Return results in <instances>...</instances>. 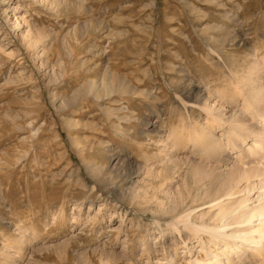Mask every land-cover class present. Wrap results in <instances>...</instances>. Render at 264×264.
Masks as SVG:
<instances>
[{
    "label": "rangeland",
    "instance_id": "rangeland-1",
    "mask_svg": "<svg viewBox=\"0 0 264 264\" xmlns=\"http://www.w3.org/2000/svg\"><path fill=\"white\" fill-rule=\"evenodd\" d=\"M245 84L264 89V0H0V264L221 254L204 224L249 195L206 199L220 161L188 139L203 128L221 139L225 118L264 132ZM246 148L224 152L235 173L264 164V148L252 159ZM255 250L222 262L264 264Z\"/></svg>",
    "mask_w": 264,
    "mask_h": 264
},
{
    "label": "bare ground",
    "instance_id": "bare-ground-1",
    "mask_svg": "<svg viewBox=\"0 0 264 264\" xmlns=\"http://www.w3.org/2000/svg\"><path fill=\"white\" fill-rule=\"evenodd\" d=\"M31 43H32V41H31ZM249 78H247V79H249ZM251 79L252 78H250V81H253ZM117 83H119V82H117ZM123 84H124V82H123ZM246 84L243 85L245 87V89H247L246 87L249 86ZM116 85L117 84L115 82L113 84H110V85H105L104 96H105V94L106 95H109L110 93L112 94V92L116 89V87L118 89V87L120 88V86H121V85H119V86H116ZM249 87H251L252 89L254 88V86L252 87L251 85ZM88 88L92 89L93 91H94V89L96 90L95 84L89 85ZM261 88L263 89V87H261ZM252 89H251V92H252ZM249 90H250V88L248 89V92H249ZM254 90H255V92H254ZM263 91H264V89H263ZM251 92H250V94H248L246 96V98H245L246 103L244 105H245V107L247 106V108L249 107L248 110L251 112L250 117L252 116L253 121L257 120L258 123H261L260 126L262 127V129H264V95L262 92L259 93L257 91L259 93L258 94L256 92V88L253 89L252 93ZM98 93L99 92H97V95H98ZM244 93L246 94V91ZM253 93H255L256 95L254 96ZM98 97H100V96H98ZM208 107L210 108V106H208ZM249 111H248V113H249ZM206 113H207V109H206ZM209 113H210V111H209ZM211 113H213V112H211ZM211 113H210V116L212 115ZM208 116H209V114H208ZM235 116H238V114ZM216 117L219 118L218 116H216ZM209 118H211V117H209ZM217 118H216V120H217ZM236 119H237V117H236ZM241 119H240V117H239V119H237V121L239 123H237L236 125H235V123H236L235 121L233 123L229 120H226V118H225V120L220 119L219 123L221 122L223 125L225 123L229 125V126L227 125V127H228L227 130L224 128V130H223L224 133L222 134L221 139L220 138L217 139L214 134H211L212 132H208L204 128L203 129L199 128V129H201V131L195 130V131H197V133L194 131L195 133L190 135V137L188 139L189 142L191 143V145L193 146V149L194 148H195V150L198 149V151H201L202 153H204V155L209 154L210 159L213 158V159H216L215 161H218V160L220 161V164L216 165L214 168L209 167L210 170H208V174H209V176L213 177L212 178L213 181L210 184L208 192L204 193L205 195L203 194L206 199H211L212 200L211 202H213L215 200L216 201L222 200L223 197H225V196H227L228 198H231L233 195H235V194L237 195V193H235L237 189L239 191V194L244 193V195L245 194L249 195L247 201L240 200L235 205L232 204L233 206H229L225 209H220V211L217 209V212L219 211L217 213V221L213 222L214 218H213V215H211L210 221L212 220V222H210L208 225L206 222H205L206 224H204L207 227L202 226L203 222H202L200 227L198 226L199 228H202V227L206 228L207 232L211 234L210 238L212 240L216 241L219 239L223 243H225L226 245H225V249L223 250V252L221 254L219 253L220 255L214 254V253H212L214 251H212V252H210L211 254H209L208 256L206 254L207 258L209 257L208 259H205V260L196 259V260H193L192 261L193 263H190V264H224L225 262H222L221 256H227L230 259V255H231L230 251H232V254L233 253L238 254L239 252H241L242 246H246L248 244H249V246L252 245L257 250L258 249L261 250V248L264 247L263 246L264 245V164L261 166H258L257 168H255L253 170L248 169V168L247 169L244 168L246 170L236 172L237 173L236 174L235 171L233 170L234 168H232L228 162L229 158H231L233 156V154H235L236 159L237 158L239 159V157H242V156L246 157L247 154L245 153V150H244V148L246 146H248V148H246L247 149L246 151L250 155L249 158L252 159L255 155H261L259 157L263 158V156H262L263 154L261 152L264 148V132H262L261 130L260 131L258 130V132L255 130L252 131L253 129L249 128V126L246 125V121L244 122L245 119L244 120H241ZM212 120H214V117ZM240 120H241V122H240ZM226 121H229L230 123H233V124H229ZM213 123H215V122H213ZM216 123H218V121H216ZM251 127H253V126H251ZM205 128H210V127H205ZM221 129H223V128H221ZM172 135L174 136V134H172ZM222 137H223V139H222ZM248 142H250L251 144H249ZM227 148H229L228 151L232 150V152H230L229 158H228V156L223 157L224 152H225V150H227ZM241 154H243V155L241 156ZM247 159H248V157H247ZM231 160H232V158H231ZM210 164H211V162H210ZM242 165L244 166V164H242ZM216 167H218L217 169H219L220 172L217 171ZM198 170H200V169L197 167L194 169L195 175H196V177L202 178L204 176V174ZM255 178L259 179V182H257L258 185L254 184L253 180H251V179H255ZM244 183L246 184V186H243L244 188H242L241 184H244ZM255 190H257L256 193L254 195H252ZM186 191L183 193L187 194L188 192H186ZM188 191H189V189H188ZM184 194H182L181 197H183ZM179 198H180V196H179ZM183 199L185 200V198H182L180 200H183ZM224 199H226V197ZM184 200L181 201V204H182V202H184ZM176 201H178V200H175L174 204ZM219 202H222V201H217V202H213V203L219 204ZM178 204H180V202ZM178 204H177V206L179 207ZM212 210L213 209H211V211ZM207 216H208V213L203 212V213L199 214L198 218L199 219H205V217H207ZM180 218H182L183 222L189 223V215H186V216L180 217ZM230 220L235 225H237V228H236L237 230L232 232V233L229 232L230 234H228V233H226V231H227L228 227H230L229 226ZM192 226H194V225H192ZM241 227H244L245 229L244 228L242 229ZM199 228L196 229L193 227V229L195 231H198ZM202 230L203 229H201L200 231H202ZM203 232H204V230H203ZM231 239H234V240L238 239L239 244H237L236 247H234L232 245L230 246L229 243L232 241ZM217 244H219V243H217ZM202 245H204V243ZM257 250H255V251H257ZM229 259H228V261H229Z\"/></svg>",
    "mask_w": 264,
    "mask_h": 264
}]
</instances>
